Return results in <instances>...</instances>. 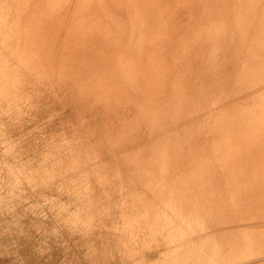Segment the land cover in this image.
<instances>
[{
	"label": "bare ground",
	"instance_id": "obj_1",
	"mask_svg": "<svg viewBox=\"0 0 264 264\" xmlns=\"http://www.w3.org/2000/svg\"><path fill=\"white\" fill-rule=\"evenodd\" d=\"M263 71L264 0H0V93L99 110L98 151L183 176L160 264H264Z\"/></svg>",
	"mask_w": 264,
	"mask_h": 264
},
{
	"label": "rangeland",
	"instance_id": "obj_2",
	"mask_svg": "<svg viewBox=\"0 0 264 264\" xmlns=\"http://www.w3.org/2000/svg\"><path fill=\"white\" fill-rule=\"evenodd\" d=\"M11 91L0 93V264H160L157 256L164 260L168 228L180 226L183 176L152 174L142 158L126 160L122 154L133 150L134 142L115 154L109 146L99 152L92 134L99 110L77 112L79 104L57 91L28 98ZM168 162L171 171L174 164L171 158ZM169 183L180 185L179 190ZM167 185L174 187L171 192ZM173 210L179 211L176 216Z\"/></svg>",
	"mask_w": 264,
	"mask_h": 264
}]
</instances>
